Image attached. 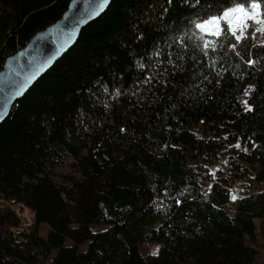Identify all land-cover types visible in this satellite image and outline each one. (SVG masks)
<instances>
[{
	"label": "trees",
	"instance_id": "trees-1",
	"mask_svg": "<svg viewBox=\"0 0 264 264\" xmlns=\"http://www.w3.org/2000/svg\"><path fill=\"white\" fill-rule=\"evenodd\" d=\"M69 1L0 0V69ZM252 2L112 0L82 29L0 124V264H47L53 250L49 264L254 263L264 40L251 26L237 39L223 15ZM210 18L221 35L205 47L196 24ZM64 159L76 174L59 186ZM246 182L263 187L230 214ZM149 241L158 253L144 257Z\"/></svg>",
	"mask_w": 264,
	"mask_h": 264
},
{
	"label": "water",
	"instance_id": "water-1",
	"mask_svg": "<svg viewBox=\"0 0 264 264\" xmlns=\"http://www.w3.org/2000/svg\"><path fill=\"white\" fill-rule=\"evenodd\" d=\"M112 0H70L54 22L36 31L8 55L0 69V124L13 105L77 41L81 31L100 17Z\"/></svg>",
	"mask_w": 264,
	"mask_h": 264
},
{
	"label": "rangeland",
	"instance_id": "rangeland-1",
	"mask_svg": "<svg viewBox=\"0 0 264 264\" xmlns=\"http://www.w3.org/2000/svg\"><path fill=\"white\" fill-rule=\"evenodd\" d=\"M245 9H246L245 13H230L228 16H225L230 33L235 37L241 38L246 32L247 28L251 26L254 30L256 38L264 40V22L260 14V9H253L251 5L249 8H245ZM211 20L212 18L202 21L200 23H205L206 21H211ZM197 30L200 36L203 38L204 43L206 45L212 44L213 41L219 38L221 35V26H220L218 19H216L211 24H206L204 30H201L199 28H197ZM75 174L76 172L72 165V160L64 159L60 165H57L54 167V169L52 170L51 176L57 185L65 186L67 184L66 177L70 175H75ZM262 187H263L262 184L246 182L234 188L231 192L230 200L228 204L226 205L227 211L230 214H233L237 201H238V197L245 190L258 191V190H261ZM233 196H235L236 199H232ZM24 217H25L26 222L32 223L33 214L29 210H25ZM254 222L256 224V236L254 238V241H250L248 238L246 239V241L251 246L255 247L258 251V256L255 259L253 264H264V223L262 225L261 220L258 218H254ZM90 227L93 231H99V230L105 229L106 225L92 224L90 225ZM47 230H48V226L43 224L41 226V234L45 236ZM65 243L71 244L72 242L69 239H67ZM159 245L160 244L158 241H149L139 246V252L144 257L155 255L158 253ZM84 247L85 245L80 246L81 249H83ZM55 252L56 251L53 250L51 254L49 255L47 264L50 263Z\"/></svg>",
	"mask_w": 264,
	"mask_h": 264
},
{
	"label": "snow or ice",
	"instance_id": "snow-or-ice-1",
	"mask_svg": "<svg viewBox=\"0 0 264 264\" xmlns=\"http://www.w3.org/2000/svg\"><path fill=\"white\" fill-rule=\"evenodd\" d=\"M251 7L253 9H259L260 5H259V3L255 2V0H253V2L251 3ZM245 12H246V9L244 8V6L243 5H238V6L234 7L233 9H230V10L226 11L223 15L224 16H228L230 13H245ZM216 19H218V18H212L211 21H206L205 23L196 24V27L201 29V30H204L206 24H211ZM237 39H239V37H237ZM205 47H207V45H205ZM237 147H239V145H237ZM232 199H236V197L233 196Z\"/></svg>",
	"mask_w": 264,
	"mask_h": 264
},
{
	"label": "built area",
	"instance_id": "built-area-1",
	"mask_svg": "<svg viewBox=\"0 0 264 264\" xmlns=\"http://www.w3.org/2000/svg\"><path fill=\"white\" fill-rule=\"evenodd\" d=\"M29 224H30L29 222L24 221L21 225V228L27 227L29 226Z\"/></svg>",
	"mask_w": 264,
	"mask_h": 264
},
{
	"label": "bare ground",
	"instance_id": "bare-ground-1",
	"mask_svg": "<svg viewBox=\"0 0 264 264\" xmlns=\"http://www.w3.org/2000/svg\"><path fill=\"white\" fill-rule=\"evenodd\" d=\"M25 229V228H24Z\"/></svg>",
	"mask_w": 264,
	"mask_h": 264
}]
</instances>
